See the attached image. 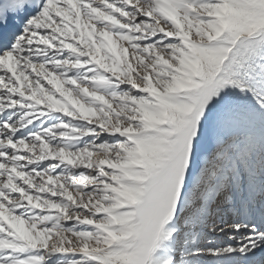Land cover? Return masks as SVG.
Segmentation results:
<instances>
[{
    "label": "snow or ice",
    "instance_id": "snow-or-ice-1",
    "mask_svg": "<svg viewBox=\"0 0 264 264\" xmlns=\"http://www.w3.org/2000/svg\"><path fill=\"white\" fill-rule=\"evenodd\" d=\"M0 264H264V0H0Z\"/></svg>",
    "mask_w": 264,
    "mask_h": 264
}]
</instances>
